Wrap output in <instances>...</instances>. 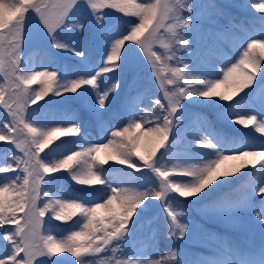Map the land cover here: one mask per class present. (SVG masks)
<instances>
[{
	"label": "snow or ice",
	"instance_id": "6c2138e0",
	"mask_svg": "<svg viewBox=\"0 0 264 264\" xmlns=\"http://www.w3.org/2000/svg\"><path fill=\"white\" fill-rule=\"evenodd\" d=\"M81 3L87 5L97 24L102 22V13L105 10H114L123 14L121 16L124 18L138 17L139 22L126 19L129 25L126 35L107 37L106 59L103 67L94 76H80L60 82L55 71L33 70L30 67L25 69L22 66L21 53L25 31L32 17L43 26L53 48L70 51L74 56L85 58L83 51L70 48L57 37L61 29H76L77 32L83 30V24L68 22ZM223 7L206 0H0V9L3 10L5 21L4 26L0 28V72L3 73V81L0 82V105L10 118L0 119V141L13 144L23 153V156L13 154L4 157V163L0 164V174L16 172L15 176L5 178L4 186H0V195L10 189L18 194L17 199L7 206L5 200L0 199V228L5 224L15 225L14 229L0 232V240L7 242L6 251L0 252V264H44L45 258L52 260L57 253H70L76 258V264H162L160 261L147 259H129L123 255L122 242L132 234L130 225L139 223L140 235L134 243L155 238L156 229L152 228V225L160 217H145L141 222L137 217L138 210L142 207L146 209L152 201H159L163 212L166 213L164 223L168 235L183 240L189 225L183 221L185 214L176 210L169 202L170 193H176L181 198L199 197L220 177H228L232 172H238L248 165L255 167L257 163L264 161V147L259 150L246 149L224 154L218 151L217 144L203 134L199 136V145L205 149H213L216 156L200 167L180 170L179 175L190 177L189 180L170 181L169 177L176 174L175 170L164 166L163 154L157 158V152L161 148H169V145L166 147V142L169 140V134L178 127V113L184 101L217 96L221 101H230L237 93L251 87L256 72L260 71L264 58V39H252L246 43V49L239 61L223 73V79L216 76L214 55L219 54L222 37L234 25L229 23L227 28L213 31L203 27V20L206 13H219ZM253 8L264 14V0L253 4ZM29 11L33 15H27ZM108 40L111 41L110 47ZM126 42L132 44L125 46ZM133 44L139 48L133 47ZM157 44L164 49L163 53L153 50ZM257 48L260 50L259 56L255 55ZM4 52H7V66ZM185 52L202 75H193V68L180 55ZM129 53L141 63L143 58L147 57V64L151 66V71L163 89L167 107L160 103L159 98L153 99L154 107L145 106L144 93L126 98L123 109L131 113L127 126L109 128L108 123L100 118V110L106 109L109 97L117 92L120 81L115 79L109 87L101 90L98 87V78L117 73ZM249 68L251 71H247ZM236 73L240 74L239 79L232 83L227 93L218 91L221 85L227 84ZM209 76L212 78L209 79ZM139 79L138 75L133 77L130 91L138 86ZM38 81L47 86L40 91H29V86ZM48 82L55 83L56 87L53 89ZM167 85H171V88L166 87ZM82 88L85 93L88 88L95 92V107L87 103L86 106L91 108V113L102 132L110 134L111 139H108L107 143L78 148L58 161L50 162L44 159L41 153L60 137H80L81 128L78 123H69L67 126H38L26 118L27 109L30 105H37L38 101L49 93L54 96H75ZM223 117L231 119V122L237 125L254 124L255 131L264 134V123L258 122L255 115L245 117L237 114L232 117L229 112H225ZM145 125L147 129L142 131ZM89 157L90 161L85 159ZM133 157L143 162L144 171L159 178L158 186L149 185L144 189L109 187L103 199L98 197V202L91 204L76 202L77 199H53L50 190L45 189L46 177L61 170L68 171L76 184L106 186L107 182L101 175L93 171L96 162L104 165L108 161H116L141 172L142 168L136 165ZM82 159L84 164L76 167ZM225 162H228L229 167L222 169L221 165ZM255 194L264 202V185H261ZM44 197L47 201L40 205L38 201ZM231 199L230 195L216 202L213 205L216 212H229ZM69 209L73 211H67ZM76 210L84 217L80 222V230L69 229L71 234L59 240L48 234L45 228L48 221L44 220L47 213H51L48 220L67 221L76 214ZM17 213H23V216L18 217ZM256 216L264 224V215L257 212ZM133 217H137V220L133 221ZM146 227L152 230L145 232ZM118 249L120 256L115 255ZM108 251L113 254L110 260L84 259L85 256H99L100 253ZM166 261L179 264L175 249L166 256Z\"/></svg>",
	"mask_w": 264,
	"mask_h": 264
},
{
	"label": "trees",
	"instance_id": "16d2710c",
	"mask_svg": "<svg viewBox=\"0 0 264 264\" xmlns=\"http://www.w3.org/2000/svg\"><path fill=\"white\" fill-rule=\"evenodd\" d=\"M216 2H220L226 7V10L229 12L230 16H235L240 19L252 18L256 19L255 15L252 13L255 12V9L250 6L247 2H236V3H223L221 0H214ZM140 2V0H138ZM145 2H155V0H145ZM85 10H81L82 17H80L79 21L73 20L72 23L82 24V21L85 22L84 28L81 32H77L76 29L71 30H63L59 34V40L62 39L64 43H66L70 48H74L77 51H83L85 53V58L81 59L80 57L74 56L70 51H61L52 47V45L48 42L47 47L38 48L29 53H25L22 57V66L27 68H32L33 70H50L58 73V77L62 76H71L74 78H78L80 76H88L89 74L95 75L100 69L103 67L104 60L106 59L107 52L105 51V41L107 37L115 38L119 35H126L128 33L129 25L126 19L134 20L137 23L139 22L138 17H122L121 13H116L114 10H105L102 15L106 13L109 14L106 17V20L100 24H97L93 19L91 12L85 14ZM27 15H33L31 11L27 13ZM106 16V15H105ZM35 17H32L31 20H34ZM81 20V21H80ZM205 28V26L203 25ZM147 33H145L146 35ZM61 37V39H60ZM143 39V37H141ZM46 38V43H47ZM111 41L108 40V46L110 47ZM132 44V42H126V45ZM133 47L139 48L138 45L133 44ZM142 50H140L141 52ZM44 53H47L45 55ZM143 55V54H141ZM182 58L186 60L187 63L190 64V67L193 68L194 62L189 57L188 53H181ZM140 60L137 59L134 55L129 53V55L125 58V62L123 63L121 69L118 70L117 73L112 74L109 73L107 75H102L98 78V87L106 89L114 82L115 79H119L120 87L117 92H121L122 95L119 97L117 104L111 103L110 112L103 116L104 119L118 120L122 122L124 126H127L124 115L122 114L123 105L126 98H131L130 94L144 93V96L147 97L148 101L145 106H153V99L159 98L160 103L164 104L167 107V100L164 98L163 89L160 88V82L156 80L155 74L151 71V66L146 65L145 62L140 66ZM138 75L140 79L138 80V86L133 87L130 91V84L132 83L133 77ZM194 75V73H193ZM3 79L0 73V82ZM51 83L52 88L53 82ZM39 86L40 90L43 87H46L47 84L41 83L38 81L36 84L29 86V91H35V88ZM166 87L171 88V85H167ZM116 92V93H117ZM130 93V94H129ZM115 93L113 94V96ZM94 96L95 92L91 89H87V93H85V89H81L75 96L71 94H67L65 96H54L49 93L44 99L38 101L37 105H30V111L27 114V119L29 122H32L38 126H43V123L48 119H55L58 121L54 126H59L61 122L69 121V123H78L81 128V136L80 137H60L54 140L45 150L41 153V156L44 159L53 162L58 161L59 159L67 156L72 151L77 150L79 147V143L81 139L84 137V132L86 130H94L99 127L96 119L91 113V108L86 106V103L94 107ZM111 96V99H115V97ZM151 98V99H150ZM190 108L189 100L183 102V107L181 108V112ZM159 112V109H155ZM179 114V113H178ZM73 117H76L73 119ZM0 119H10L7 116L6 111L3 109V106L0 105ZM60 122V123H59ZM68 123V124H69ZM159 123V121H156ZM61 126V125H60ZM67 126V124L65 125ZM147 125H145L142 131H146ZM254 135L257 133L254 132ZM179 143L174 142L173 133L169 134V140L166 142V147L169 148L165 150L161 148L157 152V158L163 154L165 161L169 165V169L175 170L174 175L169 177V180L172 182H182L189 180L190 177L179 175L180 170L189 169V161L188 157L190 153L196 152V150L192 149L189 144V135H184L181 138ZM64 140V141H62ZM11 149H9L8 145L3 142L0 145V159L3 160L4 157L10 156ZM137 166L141 167L143 170V162L138 158L133 157ZM84 162L82 159L80 164H77L76 167H80V165ZM2 163V164H3ZM98 163V169L100 171L101 178L106 182L109 179H117L122 183V187L125 188H133L132 185V174H140L141 172H136L134 169L127 168L126 165H120L116 161H108L104 165H100ZM229 167V166H228ZM18 171V170H17ZM129 172V173H128ZM258 168H253L251 166H247L243 169H240L238 172H232L228 177H220L218 180L214 181L212 185H210V189H206L205 193H201L198 197L192 198H181L178 194L174 193L175 199L182 204L185 208L191 211L193 218L195 221L205 227L211 233H217L223 230V226L226 221L222 218V216H215L216 209L213 205L226 196H232L230 201L231 206L242 199L245 195H247L248 191H252L255 189L254 185L256 179L259 174ZM16 172H11L7 174H0V186H4L6 182L5 178L15 176ZM53 177V183L46 184L45 189L50 190L53 194V199H65L69 198L70 201L72 199H77L76 202H81L83 204H91L98 202L97 198L103 199V195H106L108 191V184L106 186L103 185H90L91 187L88 189L85 185L76 184L72 181L71 176L68 171L61 170L58 173L51 174ZM155 181H158L159 178L155 177L152 173ZM47 178V177H46ZM106 178V179H105ZM22 183V181H21ZM245 184V185H244ZM158 186L156 183L154 186ZM43 186V182H42ZM243 186V188H242ZM244 186H248V189H244ZM17 193L10 189L7 193L0 195V199L5 200L6 206L8 203L17 199ZM191 199V200H186ZM43 203L47 201V198L44 197L41 199ZM148 203V202H146ZM149 204V203H148ZM159 205V206H156ZM155 207L154 210H151L152 207ZM207 206V207H206ZM205 208H214L208 209L206 211ZM67 211H73L69 209ZM150 213L153 216H159L162 218L166 215L163 212V208L160 205L159 201H152L150 205L145 208H141L137 212V217L140 218L142 222L145 217L150 218ZM50 214V212H49ZM17 216H23V213H17ZM133 217V221H136ZM84 220L83 215L76 210V214L72 216L67 221H56L52 219L46 225V229L48 230V234H52L54 239H64L65 232L69 231V228L72 230L75 228L76 230H80L82 227L81 221ZM137 223L130 225V228L136 226ZM139 223L137 224V227ZM15 225L13 224H5L3 228H0V232H4L5 229H14ZM164 241H163V251H164V262L165 264H170V262L166 261V256L170 253L172 249H175L178 255L179 264H190L188 258L189 253L187 252V248L195 250L197 252H206L209 253L203 246L199 244H189L188 240L183 239H174L170 237L167 233V228L164 226ZM70 232V231H69ZM6 241L0 240V252L6 251L5 245ZM23 255V254H21ZM58 257H66L67 259L73 258L70 253H57ZM53 258V257H52ZM61 261V259H60Z\"/></svg>",
	"mask_w": 264,
	"mask_h": 264
},
{
	"label": "rangeland",
	"instance_id": "374dc122",
	"mask_svg": "<svg viewBox=\"0 0 264 264\" xmlns=\"http://www.w3.org/2000/svg\"><path fill=\"white\" fill-rule=\"evenodd\" d=\"M221 1L223 3H236L239 1L241 3L244 1L246 3L248 2L252 7L253 4L261 2V0ZM206 2H214L216 4L224 6L220 2H216L214 0H206ZM83 9L86 12L85 14H87L88 12L90 13L87 5L81 3V5L77 7L72 16L69 18L68 22L72 23L73 20H76L78 22L80 17H82L81 10ZM252 14L255 15L257 19H240L235 16H230L229 12L224 6L219 13H206L205 15V19L203 20L205 29L220 31L227 28L229 23H231V25H234V27L229 29L222 37L219 54L214 55L216 65L215 72L216 76L220 79H223V73L227 71L228 68L239 61L240 57L243 55V51L246 49V43L249 40L264 39V14H261L256 10ZM105 15H102V22L106 20V17L109 14L106 13ZM82 24L84 26L85 22L82 21ZM63 30L64 29H61L57 33L58 39L59 34ZM46 38L48 39L47 43ZM241 41H243L244 43L242 44ZM48 42L51 44V40L48 37L47 32L44 30L39 21L36 18H34V20H30L25 31L21 57L25 53H29L38 48L47 47ZM153 50L159 53H163L164 51V49L160 48L158 44L153 48ZM259 53L260 50L257 48L255 50V55L259 56ZM141 54H143L142 51ZM3 55L5 57V66H7V52H4ZM144 62L146 65H148L147 57L143 58V62L140 63V66H142ZM247 71H251V69L249 68L247 69ZM0 73L3 79V73ZM193 73L194 75H202L201 71L196 70L195 64L193 66ZM89 75L94 76L93 73ZM239 76V73L234 74V76L227 84L221 85V88L218 89V91L227 93V91L231 88L232 83L235 80L239 79ZM208 78L211 79L212 77L209 76ZM72 79L76 78L67 75L59 77L60 82H65ZM53 87H56L55 83L53 84ZM99 89L103 90L104 88ZM35 91H40V87L37 86L35 88ZM113 94L111 96H113ZM121 95L122 93L120 91L115 93V95L113 96L115 97L114 100L111 99L112 97L110 96L106 109L100 110V118L108 123L109 128L124 126L122 122L118 120L110 121V119L108 118H103V116H105L106 114L111 113L110 104H117V101L119 97H121ZM130 95L132 97L136 96L137 94ZM147 101V97L143 95L144 105H146ZM189 103L190 108L178 114V127L173 131V138L174 142L179 143L182 136L189 135L190 147L196 150V152L190 153L188 157L190 168L200 167L203 164L214 159L216 156V152H214L213 149H205L199 145L198 140L201 134L206 135L213 143L217 144L218 151H222L224 152V154H231L233 152L243 151L246 149L259 150L260 147H264V143H262L264 142V134L257 133L255 131L254 124L245 126L232 123L231 119H225L223 117V113L229 112L232 117H235L237 114L245 117L255 115L258 119V122L264 123V58H262L260 71L256 72L255 74L253 85L249 88L244 89L243 92L237 93L235 96H233L232 100L221 101L217 96L211 98H193L189 100ZM93 106L95 107V96ZM30 110L31 109L29 106L27 111L29 112ZM122 114L124 115V117H126L125 122L127 124L128 116L131 115V113L123 109ZM57 122L58 121H56L55 119H48L43 123L42 127H52ZM68 123L69 121L61 122L59 126H64ZM254 132H256L257 134L254 135ZM108 139H111L110 134H108L107 132H102V129L100 127L94 130H86L84 132V137L79 143V147L82 148L88 145L107 143ZM3 142H5L8 145L9 149H11L10 156L13 154L23 156V153L16 149L13 144H9L6 141H0V145ZM85 159L90 161L91 158L89 157ZM2 161L3 160L0 159V164L3 163ZM82 164H84V162H82ZM163 164L165 167L169 168L168 163L165 161L164 155ZM228 166V162H225V164L221 165V168L226 169L228 168ZM249 166L253 167L252 165ZM86 167L87 165H85V171ZM253 168H258L260 171L254 185L255 189L252 191H248L247 195H245L242 199L236 201L229 209V212L215 213V216H222V218L226 221L225 225L223 226V230L217 233H211L205 227L199 225L193 218L191 211L185 208L182 204H179V202L174 197V193H170V197L168 198L169 202L171 203L172 207L185 214L183 217V221L189 225L188 233L185 237L186 240H188V243L199 244L203 246L207 251L209 250V253H206L197 252L195 250L187 248L188 254L192 253L189 254L191 258H188L190 264H264V224H262L256 216L257 212H260L261 215H264V202H262L261 197L255 194L256 190L261 185H264V161L257 163ZM93 171L97 174H100L97 162L93 167ZM130 175L132 176L131 181L133 188L139 187L141 189H144L149 185L154 186L155 183L159 185V180L154 182L155 179L152 176L151 172L142 170L140 174H132L131 172ZM107 179L108 188L122 187V183L119 180L109 178ZM53 180V177H47L46 184L49 185L53 183ZM85 186L88 189L91 187L90 185ZM244 189H246L247 191L248 186H244ZM66 200L70 201L69 198H66ZM38 203L42 205L43 201L40 200L38 201ZM148 205H150V203ZM154 209L155 207L153 206L151 210ZM205 209L207 211L208 209L214 208ZM49 216H51V213H47L44 217V220L46 222L48 221V223L52 221L48 220ZM149 216L152 217V213H150ZM165 217L166 215L162 218H159L152 225V228L156 229V235L155 238L151 241H137L134 243L137 236L140 235V233L138 232L139 226L137 227L138 223L136 224V226L134 225V227L131 228L132 234L122 242V247L124 249L123 255L129 259H147L153 262L160 261L162 262V264H165L163 251V228L165 226ZM135 220H137V218H135ZM21 223H23V221H21ZM152 228L146 227L144 231L150 232ZM72 230L76 229L73 228ZM65 233L66 234L63 236L64 238H66L67 235L71 234V232L69 231ZM115 255L120 256L119 249ZM112 258L113 254L110 251L102 252L99 254V256L84 257V259L86 260H110ZM75 259V257L67 259L66 257H58L56 255L52 260H47L45 258L44 264H76Z\"/></svg>",
	"mask_w": 264,
	"mask_h": 264
},
{
	"label": "clouds",
	"instance_id": "9594fccd",
	"mask_svg": "<svg viewBox=\"0 0 264 264\" xmlns=\"http://www.w3.org/2000/svg\"><path fill=\"white\" fill-rule=\"evenodd\" d=\"M3 15H4L3 10L0 9V28H2L5 23V21L3 20Z\"/></svg>",
	"mask_w": 264,
	"mask_h": 264
}]
</instances>
